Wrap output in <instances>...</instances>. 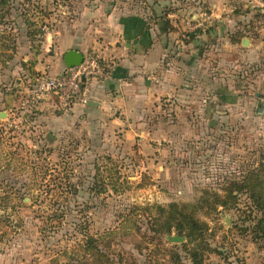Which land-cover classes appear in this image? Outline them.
<instances>
[{"label":"rangeland","instance_id":"rangeland-1","mask_svg":"<svg viewBox=\"0 0 264 264\" xmlns=\"http://www.w3.org/2000/svg\"><path fill=\"white\" fill-rule=\"evenodd\" d=\"M7 2L0 264H264V0ZM110 15L162 24L179 101L164 94L133 118L31 110V84L66 53L57 34H98ZM229 190L226 207H201ZM170 204L205 224L201 237L169 241Z\"/></svg>","mask_w":264,"mask_h":264},{"label":"crops","instance_id":"crops-1","mask_svg":"<svg viewBox=\"0 0 264 264\" xmlns=\"http://www.w3.org/2000/svg\"><path fill=\"white\" fill-rule=\"evenodd\" d=\"M112 16L100 27L96 23L92 25L98 34L86 27L57 34L55 43L64 51L63 54L68 47L83 52L90 46L107 64L108 74L103 79L88 83L85 103L77 100L66 103L52 97L41 105L43 108L61 106L72 116L71 119L82 113L102 118L110 110H119L126 117L133 118L143 117L145 109L150 106L155 108L164 94L174 96L173 106L175 101H179L177 98L184 91L180 86L182 75L177 74L174 68H167L164 63V58L167 56L170 59L171 54L167 55L169 52L159 36L165 33L162 24L154 25L147 21L119 23L118 18L112 19ZM106 25H111V29L108 30ZM62 66L63 61L58 64L57 70L50 71V76L65 71ZM90 101L95 104L94 107L87 106Z\"/></svg>","mask_w":264,"mask_h":264},{"label":"built area","instance_id":"built-area-1","mask_svg":"<svg viewBox=\"0 0 264 264\" xmlns=\"http://www.w3.org/2000/svg\"><path fill=\"white\" fill-rule=\"evenodd\" d=\"M108 74V66L97 54L83 56L78 67L63 71L56 76L41 74L37 77L30 92L28 105L31 110L40 107L52 96L62 98L66 103L77 100L85 103L86 86L92 80L103 79Z\"/></svg>","mask_w":264,"mask_h":264},{"label":"trees","instance_id":"trees-1","mask_svg":"<svg viewBox=\"0 0 264 264\" xmlns=\"http://www.w3.org/2000/svg\"><path fill=\"white\" fill-rule=\"evenodd\" d=\"M8 0H0V26H3V20L5 16L8 14L6 10V5ZM5 34V32L0 33V38ZM241 190V189H239ZM232 191H227L223 199L214 201L211 204L201 205L202 208H215V207H226L228 205V201L233 202V199L230 198ZM221 199V198H220ZM167 214L165 217V222L162 225L164 232L167 235H170L172 229L179 236H185L186 238H199L202 235V232L205 230V224L200 222L197 218L194 217V213L189 211L186 205H176L170 204L167 206Z\"/></svg>","mask_w":264,"mask_h":264},{"label":"water","instance_id":"water-1","mask_svg":"<svg viewBox=\"0 0 264 264\" xmlns=\"http://www.w3.org/2000/svg\"><path fill=\"white\" fill-rule=\"evenodd\" d=\"M245 45L246 43L243 42ZM63 62L65 65V68L72 69L75 67H78L83 62V55L77 51L70 50L67 51L63 56ZM87 106L94 107L95 104L93 102H88ZM184 238L177 236H169V241L174 243L183 242Z\"/></svg>","mask_w":264,"mask_h":264}]
</instances>
